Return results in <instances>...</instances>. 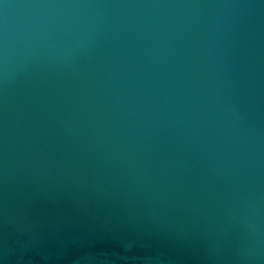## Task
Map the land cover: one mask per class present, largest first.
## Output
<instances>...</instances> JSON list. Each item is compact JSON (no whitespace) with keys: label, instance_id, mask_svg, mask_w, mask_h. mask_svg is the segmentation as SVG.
<instances>
[{"label":"clouds","instance_id":"clouds-1","mask_svg":"<svg viewBox=\"0 0 264 264\" xmlns=\"http://www.w3.org/2000/svg\"><path fill=\"white\" fill-rule=\"evenodd\" d=\"M72 185L264 264V0H0V189Z\"/></svg>","mask_w":264,"mask_h":264},{"label":"water","instance_id":"water-1","mask_svg":"<svg viewBox=\"0 0 264 264\" xmlns=\"http://www.w3.org/2000/svg\"><path fill=\"white\" fill-rule=\"evenodd\" d=\"M192 222L133 219L88 187L52 190L26 206L0 189V264H218L176 233Z\"/></svg>","mask_w":264,"mask_h":264}]
</instances>
